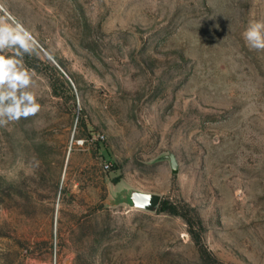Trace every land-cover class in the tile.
<instances>
[{
  "label": "rangeland",
  "instance_id": "obj_1",
  "mask_svg": "<svg viewBox=\"0 0 264 264\" xmlns=\"http://www.w3.org/2000/svg\"><path fill=\"white\" fill-rule=\"evenodd\" d=\"M258 19L264 0H0L41 104L0 127V264H264Z\"/></svg>",
  "mask_w": 264,
  "mask_h": 264
},
{
  "label": "clouds",
  "instance_id": "obj_2",
  "mask_svg": "<svg viewBox=\"0 0 264 264\" xmlns=\"http://www.w3.org/2000/svg\"><path fill=\"white\" fill-rule=\"evenodd\" d=\"M242 38L250 49L264 51V19L250 20ZM31 50V38L22 25L0 22V127L35 117L41 111L31 90L32 75L22 62L23 55ZM8 51L13 54H6Z\"/></svg>",
  "mask_w": 264,
  "mask_h": 264
},
{
  "label": "water",
  "instance_id": "obj_3",
  "mask_svg": "<svg viewBox=\"0 0 264 264\" xmlns=\"http://www.w3.org/2000/svg\"><path fill=\"white\" fill-rule=\"evenodd\" d=\"M168 158L171 161V166L173 172H178V163L174 154L168 155ZM132 200L137 207L157 211L160 207L162 196L157 193L143 192V191H135L132 194Z\"/></svg>",
  "mask_w": 264,
  "mask_h": 264
},
{
  "label": "trees",
  "instance_id": "obj_4",
  "mask_svg": "<svg viewBox=\"0 0 264 264\" xmlns=\"http://www.w3.org/2000/svg\"><path fill=\"white\" fill-rule=\"evenodd\" d=\"M158 210L161 211H168L170 213L173 214H179L180 211L178 210V207L176 206V204L173 203H169L167 200L163 199L160 207ZM201 253L204 255L205 253H207V249L204 246H201Z\"/></svg>",
  "mask_w": 264,
  "mask_h": 264
}]
</instances>
